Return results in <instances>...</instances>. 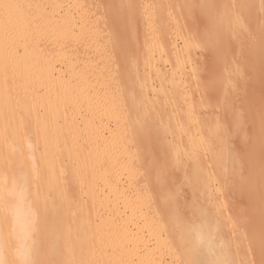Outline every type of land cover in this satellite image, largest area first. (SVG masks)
Instances as JSON below:
<instances>
[{
  "label": "bare ground",
  "instance_id": "1",
  "mask_svg": "<svg viewBox=\"0 0 264 264\" xmlns=\"http://www.w3.org/2000/svg\"><path fill=\"white\" fill-rule=\"evenodd\" d=\"M82 2L0 0V257L7 264H45V255L51 264H163L165 255L176 253L170 243L176 228L179 263L222 264L217 248L209 263L203 255H194L209 245L204 217L195 231L185 225L178 228L174 219L164 231L158 228L150 199L139 190L133 171L138 157L131 142L137 124L130 128L120 119L117 83L105 77L108 57H103L104 45L97 37V19ZM156 2L163 13L169 12L165 0ZM242 2L221 0L213 24L222 26L230 19L227 26L234 35L240 16L232 11ZM258 2L264 13V0ZM143 9L141 14L147 12ZM148 31V38L158 34ZM163 45L156 53L148 50L143 60L159 82L167 77L159 63L169 53L178 56L173 43ZM61 64L66 65L65 77L58 70ZM149 87L143 80L140 88ZM173 93L177 95L178 88ZM181 102L187 104L183 98ZM180 108H173L169 119L177 133H191L178 136L191 149L204 133L195 125L194 134L179 122L184 117L192 125L194 119L184 111L187 107ZM111 123L117 126L111 129ZM174 148L171 144L173 157ZM227 154L213 155L221 169L235 167ZM190 156L194 178H205L200 154L195 150ZM21 188L23 201L17 196ZM213 229L217 231L216 223Z\"/></svg>",
  "mask_w": 264,
  "mask_h": 264
},
{
  "label": "rangeland",
  "instance_id": "2",
  "mask_svg": "<svg viewBox=\"0 0 264 264\" xmlns=\"http://www.w3.org/2000/svg\"><path fill=\"white\" fill-rule=\"evenodd\" d=\"M82 1L97 19V37L104 45L103 57H108L105 77L117 83L115 93L123 113L120 119L130 128L139 123L135 142H131L138 157L133 171L139 190L150 199L158 228L164 231L174 219L178 228L185 225L195 231L204 217L209 245L198 248L196 258L203 255L202 260L214 259L221 254L222 264H264L263 5L258 0H243L240 7L233 9L232 13L240 17L231 35L227 26L230 19L224 20L222 26L213 24L221 0H165L170 13L160 10L158 0H138V5L137 0ZM143 8L147 9L145 14H141ZM147 29L158 34L148 38ZM169 41L180 59L169 53L167 60L158 62V69L167 76L159 82L147 71L143 60L148 50L156 53L161 45H172ZM80 57L84 58L82 54ZM95 57L93 54L91 59ZM65 69V64L58 67L63 77ZM173 72L178 77H173ZM143 80L155 91L150 87L147 92L141 89ZM160 84L163 87L158 93ZM175 88L179 90L177 95L173 93ZM181 98L187 106L178 103ZM175 106L187 107L184 111L187 109L186 113L194 118L192 125L181 118L179 122L184 127L197 125L204 133L193 149L178 139L191 133H177L169 119ZM161 112L166 116H157ZM110 125L111 129L117 126ZM198 143L201 147H197ZM194 149L202 159L200 170L209 175L208 179L193 176L195 165L190 155ZM216 153H226L235 167H218L213 161ZM174 231L170 243L176 253L171 258L165 255L163 264H184L179 263L181 250L175 242L178 230ZM44 257L45 264H51L50 256H43L45 261Z\"/></svg>",
  "mask_w": 264,
  "mask_h": 264
},
{
  "label": "clouds",
  "instance_id": "3",
  "mask_svg": "<svg viewBox=\"0 0 264 264\" xmlns=\"http://www.w3.org/2000/svg\"><path fill=\"white\" fill-rule=\"evenodd\" d=\"M18 199H20L21 201H23L24 198V190L23 188H21L18 193H17ZM0 264H7V261L4 260L2 257H0Z\"/></svg>",
  "mask_w": 264,
  "mask_h": 264
}]
</instances>
